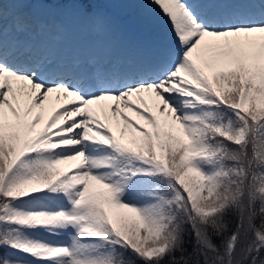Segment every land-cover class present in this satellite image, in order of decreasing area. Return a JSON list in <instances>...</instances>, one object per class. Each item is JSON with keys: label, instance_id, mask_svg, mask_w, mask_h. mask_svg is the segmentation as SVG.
<instances>
[{"label": "snow or ice", "instance_id": "6c2138e0", "mask_svg": "<svg viewBox=\"0 0 264 264\" xmlns=\"http://www.w3.org/2000/svg\"><path fill=\"white\" fill-rule=\"evenodd\" d=\"M0 264H264V0H0Z\"/></svg>", "mask_w": 264, "mask_h": 264}, {"label": "rangeland", "instance_id": "374dc122", "mask_svg": "<svg viewBox=\"0 0 264 264\" xmlns=\"http://www.w3.org/2000/svg\"><path fill=\"white\" fill-rule=\"evenodd\" d=\"M189 1L191 2V0ZM123 6H125L126 11L132 14L135 13V11L138 8V5L135 4H124V5H119L118 7L121 8ZM155 18L158 22L156 27H159V29H155L154 33H156L157 31H162L166 37L171 38L172 29H171V25L167 22L166 18L161 19L158 14L155 15Z\"/></svg>", "mask_w": 264, "mask_h": 264}]
</instances>
